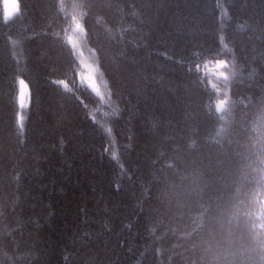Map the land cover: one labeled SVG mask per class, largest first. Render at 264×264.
Here are the masks:
<instances>
[{"label": "trees", "instance_id": "obj_1", "mask_svg": "<svg viewBox=\"0 0 264 264\" xmlns=\"http://www.w3.org/2000/svg\"><path fill=\"white\" fill-rule=\"evenodd\" d=\"M17 2L5 19L0 0V264H264V0Z\"/></svg>", "mask_w": 264, "mask_h": 264}, {"label": "rangeland", "instance_id": "obj_2", "mask_svg": "<svg viewBox=\"0 0 264 264\" xmlns=\"http://www.w3.org/2000/svg\"><path fill=\"white\" fill-rule=\"evenodd\" d=\"M17 3L18 4V2H17V0H2V4H3V15H4V17H5V12L6 11H8V12H12V8H11V5L13 4V3ZM79 11V10H78ZM16 13L17 12H13V14L11 15V16H9L7 19H10V18H12V17H14L15 15H16ZM79 14H81V10L78 12ZM82 26V25H81ZM84 36V32L83 31H80L79 33H78V35H69L68 34V36H67V40H68V42H69V44H72V45H80V47H85L84 46V40L82 39V37L81 36ZM87 50V49H86ZM93 54H94V52L93 51H91ZM90 52H87V56H90ZM83 69L85 70V72L87 73V75H86V79L85 80H82L83 79V77H85L83 74H81L80 72H79V74H78V77H79V80L80 81H84V82H87L88 84H89V86L91 87V84H93L94 85V90H93V88H91L92 90H93V92L95 93V94H97L101 99H103V96H102V93L100 92V88H99V85H98V83H97V77H96V74H97V70H96V64L94 63H92L91 61H88V62H86V64H84L83 65ZM21 80V79H20ZM19 80V81H20ZM18 81V82H19ZM19 88H20V99H19V92L17 91V104H18V113H17V122L20 120V117H21V111H22V109L24 108V107H26L27 106V104H28V96H27V99H26V101L24 102L23 101V107H21V105H20V100H21V92L23 93V100H24V90H26V93H28V88H27V85H26V83H25V81H24V84L23 85H21L20 83H19ZM22 90V91H21ZM19 123V122H18Z\"/></svg>", "mask_w": 264, "mask_h": 264}, {"label": "bare ground", "instance_id": "obj_3", "mask_svg": "<svg viewBox=\"0 0 264 264\" xmlns=\"http://www.w3.org/2000/svg\"><path fill=\"white\" fill-rule=\"evenodd\" d=\"M58 3H56V9H57V11H59V5H60L61 11H63L65 13V15H64L65 16L64 17L65 18V20H64L65 22L69 21L70 25L72 27H74L75 26V22L73 21L72 17H76L77 21H79V23H81V20H79V17H78L79 14L77 15L75 12L73 13L72 9L70 8L69 2L59 1ZM76 72H75L76 74H79V72H81V69L77 67ZM103 107L105 108V110H103V108H101V107L99 108V110L102 111V112L105 111L109 115L112 114V111L116 110V107L113 104L112 98L110 96L106 99V104ZM114 140H116V138H114ZM259 168H260L259 171L257 170L256 172L258 173V176H259L260 180H262V177L264 176L263 175L264 173H262V171H261L262 170L261 165H259ZM256 219H257L256 215H254L253 218H252L253 224L255 223ZM256 233H258V232H256ZM258 235L260 236V239H261V241H263V244H264V232L258 233Z\"/></svg>", "mask_w": 264, "mask_h": 264}, {"label": "snow or ice", "instance_id": "obj_4", "mask_svg": "<svg viewBox=\"0 0 264 264\" xmlns=\"http://www.w3.org/2000/svg\"><path fill=\"white\" fill-rule=\"evenodd\" d=\"M11 8H12V12H8L6 11L5 12V19H7L9 16H11L13 14V12H18L19 11V5L17 3H13L11 5ZM73 21L75 22V28L79 31H84V29L82 28L81 24L79 23V21H77L76 17H72ZM75 45H73L74 47ZM215 65H216V68H224L226 67V63L224 61H220V60H217L215 62ZM219 75L225 80L227 81L228 80V77L225 75V73L223 71H221L219 73ZM19 83L21 85L24 84V81L23 80H20ZM62 83V82H61ZM226 104V101L225 100H220L217 105H216V108L218 111H222L224 109V106ZM20 105L21 107H23V94H21V100H20ZM262 248H264V245H262ZM261 259H264V257H261Z\"/></svg>", "mask_w": 264, "mask_h": 264}, {"label": "clouds", "instance_id": "obj_5", "mask_svg": "<svg viewBox=\"0 0 264 264\" xmlns=\"http://www.w3.org/2000/svg\"><path fill=\"white\" fill-rule=\"evenodd\" d=\"M2 8H3V6H2Z\"/></svg>", "mask_w": 264, "mask_h": 264}]
</instances>
